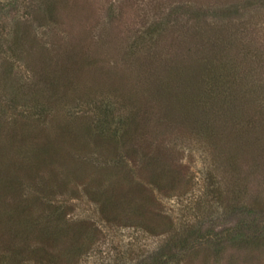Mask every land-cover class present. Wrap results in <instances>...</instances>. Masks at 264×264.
Returning <instances> with one entry per match:
<instances>
[{
    "label": "rangeland",
    "instance_id": "obj_1",
    "mask_svg": "<svg viewBox=\"0 0 264 264\" xmlns=\"http://www.w3.org/2000/svg\"><path fill=\"white\" fill-rule=\"evenodd\" d=\"M9 1L0 0V7ZM13 1L14 8L6 6L0 13L11 43L14 40L18 44H4L0 48V95L6 100L16 99L19 110L25 111L4 118V133L26 131L29 149L28 156L27 153L24 156L1 141L4 144L0 143V155L10 156L5 155L0 165V177H10L15 167L16 175L28 181L48 179L54 172L59 173L60 181L67 183L58 189V198L66 200L63 210L73 221L88 220L87 228L80 223L75 229L85 236L86 232L95 233L94 228H99L93 259L137 261L158 244V237L141 227H106L98 218L99 204L85 191L89 185L99 187V181L103 186L115 179L109 171L99 173V160L104 156L99 150L100 139L93 134L99 108L111 105L117 122L135 102L148 114L138 123L142 137H137L134 144L142 146L150 156L166 153L170 161L182 166L184 176L190 180L183 196H178V192L170 196L150 190L148 194L155 197L158 210L171 214L177 224L181 220L190 219L192 223L201 219L205 227L218 225L225 196L212 198L204 188L207 176L219 174L215 154L190 131L160 125L156 92L152 96L146 90L152 85L154 72L150 67L160 71L162 63L165 65V60L172 63V56L177 53L185 57L191 52L197 55L200 45L209 47V38L220 35L234 45L233 52L228 50L225 59L234 57L239 79L249 78L250 82L263 85L264 0ZM181 5L184 8L176 10ZM194 6L203 9L236 6L239 12L224 20L209 16L198 21L188 11ZM199 31L204 32V38L197 35ZM148 67L150 75L146 72ZM15 119L19 124H15ZM57 140L61 141L62 156L59 154L54 160L44 154L37 157L29 153L33 141L55 144ZM109 145L119 146L114 142ZM240 165L244 170L249 168L247 162ZM220 176H217L218 184L226 187L230 178L225 176L221 181ZM263 178L264 168L262 174L255 180L252 176L248 182L254 191L260 192L262 205ZM93 181L97 182L93 184ZM256 183L262 188L257 189ZM124 185L119 190L125 189ZM32 190L35 193L28 192L36 194ZM139 195L144 196V191ZM203 198L208 201L197 212L196 201ZM181 264H264V241L229 246L218 255L203 249L187 255Z\"/></svg>",
    "mask_w": 264,
    "mask_h": 264
},
{
    "label": "trees",
    "instance_id": "obj_2",
    "mask_svg": "<svg viewBox=\"0 0 264 264\" xmlns=\"http://www.w3.org/2000/svg\"><path fill=\"white\" fill-rule=\"evenodd\" d=\"M6 6L9 9L16 5L11 0L8 5H1L0 13ZM181 8L183 5L177 6L176 10ZM188 11L198 21L209 16L224 20L237 14L239 8L194 6ZM6 30V23L0 21V48L4 44L18 45L14 40L11 43ZM197 35L205 37L202 31ZM228 39L220 35L211 37L210 46L200 45L196 49L197 55L191 52L185 57L177 53L172 56V63L164 59L165 65L162 63L160 71L150 67L154 72L151 74L149 67L146 70L152 76V85L149 84L146 90L152 96L156 92L154 98L159 106L157 119L160 125L188 130L199 137L203 145L213 150L221 181L225 176L230 178L225 182L226 187L218 184L219 174L211 173L204 181L207 196H225L226 204L218 216V225L205 227L201 219L192 223L190 219L181 220L178 225L171 214L158 210L155 197L148 194L150 190L170 196L178 192V196H183L190 180L184 176L182 166L170 161L166 153L150 156L142 146L134 144L141 135L138 123L148 114L145 110L133 102L129 113L120 116L116 122L111 105L105 108L102 105L98 110H101L99 120L93 127L104 156L102 161L99 160V173L103 175V171H109L115 179L103 186L99 181V187L89 185L85 191L99 204L98 218L106 223V227H141L157 236L158 244L145 251L137 261L93 259L99 228H94L95 233L86 232L85 236L75 229L80 223L85 224V228L89 225L87 219L73 221L63 210L66 200L58 198V189L64 187L66 181H60L59 173L55 172L48 179L28 181L16 175L18 168L15 167L10 177H0V264H181L187 255L203 249L218 255L229 246L264 241L261 194L248 183L252 176L255 180L262 174L264 168V84L250 82L249 78L247 81L239 79L234 57L225 59L234 46ZM225 40L228 43H224ZM16 101L0 95V143L4 141L8 148H16L25 156L29 149L28 133L17 130L4 133V118L25 111L19 110ZM14 121L19 124L17 119ZM111 142L119 146L109 145ZM61 147L60 140L55 144L33 141L29 153L37 157L44 154L54 160L59 154L62 156ZM5 155L10 156L0 155V165L4 163ZM242 161L248 163V169L241 168ZM15 177L18 182L13 181ZM181 183L184 186H180ZM122 185L125 189L119 190ZM254 186L257 189L264 187L259 183ZM32 188L36 194L28 192L35 193ZM137 188L140 193L144 191V196L139 195ZM205 201L207 198L196 201L197 212L201 211Z\"/></svg>",
    "mask_w": 264,
    "mask_h": 264
}]
</instances>
